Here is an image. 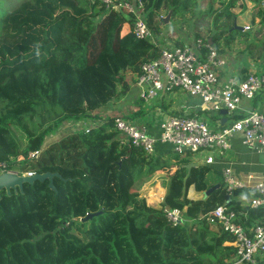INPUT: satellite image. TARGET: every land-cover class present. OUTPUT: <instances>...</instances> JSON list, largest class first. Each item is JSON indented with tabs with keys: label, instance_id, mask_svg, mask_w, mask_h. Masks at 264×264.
I'll return each instance as SVG.
<instances>
[{
	"label": "trees",
	"instance_id": "1",
	"mask_svg": "<svg viewBox=\"0 0 264 264\" xmlns=\"http://www.w3.org/2000/svg\"><path fill=\"white\" fill-rule=\"evenodd\" d=\"M14 1L0 0V170L58 176L53 189L44 180L0 191V264H227L233 237L207 216L225 206L246 228L264 224V209L233 199L249 197L247 190L228 193L218 172L205 165L187 171L177 154L176 169L161 183L160 208H152L139 190L170 164L155 147L146 154L120 144L112 118L83 129L95 111L130 91L140 64L157 58L159 48L130 32L120 36L132 15L107 12L98 0H67L59 12L52 0ZM236 2L210 0L208 10L225 5L229 19ZM196 10L197 0H143L141 12L156 31L163 24L157 14L170 12V21ZM255 12L264 16V7ZM53 15L44 27L29 26ZM63 123L78 126L46 144ZM214 185L207 197L187 198L190 186L203 193ZM164 208L178 209L183 222L170 226ZM89 213L98 214L82 220Z\"/></svg>",
	"mask_w": 264,
	"mask_h": 264
},
{
	"label": "built area",
	"instance_id": "2",
	"mask_svg": "<svg viewBox=\"0 0 264 264\" xmlns=\"http://www.w3.org/2000/svg\"><path fill=\"white\" fill-rule=\"evenodd\" d=\"M98 1L107 12L123 10L132 15L128 32L135 39L147 40L159 48L157 58L140 64L131 84L137 90V100L141 107L148 106L162 94L181 91L200 99L202 106L211 112L225 110L227 115L232 116L241 99H252L259 91H264V67L248 73L243 79L223 74L224 59L202 38L194 39L191 44L176 45L166 40L161 44L159 35L143 19V0ZM260 1L264 4V0ZM156 16L162 18L159 14ZM217 72H221L224 77H219ZM112 120L120 144L141 148L146 154H152L157 144L170 145L173 153L178 155L205 154L214 150L224 153L230 148L228 141L234 133L241 134L244 145L264 153V113L253 110L220 129H212L199 117L167 116L158 122V133L155 136L119 115ZM98 124L93 122L92 125H83V129L86 133ZM37 155L38 152L29 154L30 157ZM212 162L213 156L207 155L204 163ZM1 172L7 171L2 169ZM33 174L22 173L27 176ZM221 174L228 193L248 189V185L235 178L230 168H224ZM249 190L251 195L248 206L264 209V181L249 186ZM162 212L172 227L183 222L181 212L176 208H164ZM207 220L211 224H220L223 231L233 237L230 245L235 248V253L227 264H264V224L246 228L240 223L238 215L225 206L216 207L208 214Z\"/></svg>",
	"mask_w": 264,
	"mask_h": 264
},
{
	"label": "crops",
	"instance_id": "3",
	"mask_svg": "<svg viewBox=\"0 0 264 264\" xmlns=\"http://www.w3.org/2000/svg\"><path fill=\"white\" fill-rule=\"evenodd\" d=\"M257 6L263 8L264 4H262L260 0H237L236 6L231 8L234 15V29L239 30V36L244 35L245 37L241 42L238 37H234L236 42L234 47L226 48L228 46L226 45L224 48H215L212 46V39L207 38L208 43L225 61L223 74L233 75L243 79L248 73L263 69L264 16L256 12L254 13V9L257 8ZM160 14H163V12L160 11ZM245 27L248 29H245ZM128 31L129 26L124 25L120 32V36H124ZM165 40L168 41L167 39ZM178 42L182 43L181 41ZM217 73L219 77H224L221 72ZM131 77V73H128L127 78ZM131 84L132 83H130V91L124 97L114 101L105 108L95 111L93 115H97L96 119L88 123H82V125H92L93 122L99 123V121H103L106 118H113L119 115L131 121L133 125L138 128L144 127L149 135L155 136L158 133V122L167 116L183 115L186 117H199L204 119L212 129H220L221 126H227L232 120L241 118L249 111L253 110L264 113V91H259L252 99H241L232 116L220 114L222 110L210 112L202 106L201 100L197 97L186 96L184 98L183 95L184 101H177L175 99L176 91L160 95L157 99L149 103V107L146 106L144 109L137 100V90L132 87ZM148 108L151 110H147ZM209 113L211 114L209 115ZM212 113H216L217 116L215 117ZM228 142L230 148L224 153H219L214 150L206 152V155L198 154L196 158H190L189 156L191 155L189 154L180 155V158L187 160L182 167L189 163L195 164V166L191 168L205 165L211 170L218 172V176L222 182L221 171L224 168H230L237 180L248 185V189L245 190L251 195L249 186L259 181H264V153L256 151L254 147L244 145L240 133H234ZM154 153L160 159L170 164V168L164 171L166 173V171L171 170L168 174L165 175L163 171H159L153 179L154 182L156 177L158 178V176L164 175L161 178L159 177L160 182L156 180L157 184L154 185L157 187V193L164 196L165 189L161 187V183L176 169L175 165L177 162H175L174 156L177 154L173 153L170 145L161 144L155 146ZM207 155L213 156V162L211 164L204 163ZM167 156H172V158L169 159ZM173 164L174 166H172ZM243 190L241 191L243 192ZM193 192L195 191L193 187L190 186L187 191L188 199L193 200L192 197H189L190 193L195 195L196 192ZM199 198H203V194L200 195ZM248 198V196H243L242 193L233 196V199L243 206L247 205Z\"/></svg>",
	"mask_w": 264,
	"mask_h": 264
},
{
	"label": "rangeland",
	"instance_id": "4",
	"mask_svg": "<svg viewBox=\"0 0 264 264\" xmlns=\"http://www.w3.org/2000/svg\"><path fill=\"white\" fill-rule=\"evenodd\" d=\"M54 3V6L57 9V12L60 11V5L64 6L68 4L67 0H52ZM210 0H197V10L198 15L195 17H192L189 14H183L182 16L177 15L173 16L170 21L167 24H162L158 28V30H152L155 34L159 35V42L161 44L165 43V39L170 41L173 44H176V42L181 41L182 44H191L194 39L196 38H202L204 40H207V38L213 39V47L215 48H224L226 45H228L226 48H232L236 44L234 37H238L240 39V42L243 41L245 38L244 35L239 36L238 32L239 30L234 29V15L229 9V13L232 14L229 19H227L226 13H225V5H223V8H220L218 4L214 3L212 5V9L208 10V3ZM17 0L14 1V5L17 4ZM222 9V13L217 15V11ZM161 11V10H160ZM163 11V8H162ZM162 17H165V15H161ZM47 17L43 20H35L31 24H29L30 27L33 28H40L48 25L51 21H53L55 18ZM156 19L157 16H156ZM157 23V22H156ZM27 29V28H26ZM245 41V40H244ZM229 42V43H228ZM180 43V42H179ZM188 95L184 94L181 91H176L175 99L177 101L183 102L184 98ZM148 105L147 107H149ZM145 107V105H142V108ZM146 108V107H145ZM144 108V109H145ZM151 110V109H147ZM146 110V111H147ZM211 112V111H210ZM211 113H209L210 115ZM215 117L217 116L216 113H212ZM75 125L70 124L68 126V123L61 124L57 129H55L54 133L51 135H48L45 143H49L52 140L58 139L68 133H71L72 127ZM210 126V125H209ZM170 152V151H169ZM190 158H196L198 154H190ZM194 155V156H192ZM173 156V155H172ZM172 156H167V158L171 159ZM163 161V160H162ZM165 170H163V173ZM169 171H166L165 175L168 174ZM1 172V170H0ZM14 173L18 174V171L15 169L12 171ZM157 173H155L139 190V196L140 198L144 199L145 203L155 209L160 208V202L162 201L163 196L157 193V187L154 185L157 184L158 180L160 182V178L162 176L156 177V179L153 182L154 176H156ZM160 177V178H159ZM167 177V176H165ZM195 193V192H193ZM204 193V192H203ZM201 194H189V197H192V199H198Z\"/></svg>",
	"mask_w": 264,
	"mask_h": 264
},
{
	"label": "water",
	"instance_id": "5",
	"mask_svg": "<svg viewBox=\"0 0 264 264\" xmlns=\"http://www.w3.org/2000/svg\"><path fill=\"white\" fill-rule=\"evenodd\" d=\"M170 18V12H168L165 17L161 18V22L163 24H167ZM220 114L225 115L226 111L222 110L220 111ZM195 164L194 163H189L184 165V167L189 170L191 167H194ZM54 176H58L57 173H50V172H46V173H41V174H33L31 176H27V175H22V174H17L14 173L12 171H7V172H1L0 173V191L1 190H5V192L7 193V195L10 193V190H22V185L24 183H33L34 181H39V182H43L44 180H48L49 183V187L53 189L52 187V178ZM219 185H214L212 187H210L209 189H207L204 193H203V197H207L210 193H212L214 190L218 189ZM227 199H229V196H227ZM96 214H87L84 219L82 220H87L89 218H91Z\"/></svg>",
	"mask_w": 264,
	"mask_h": 264
}]
</instances>
